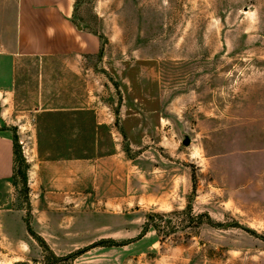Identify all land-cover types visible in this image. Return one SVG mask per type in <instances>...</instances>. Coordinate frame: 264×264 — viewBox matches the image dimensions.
I'll use <instances>...</instances> for the list:
<instances>
[{
	"label": "rangeland",
	"instance_id": "374dc122",
	"mask_svg": "<svg viewBox=\"0 0 264 264\" xmlns=\"http://www.w3.org/2000/svg\"><path fill=\"white\" fill-rule=\"evenodd\" d=\"M73 21L99 52L20 58L0 94L9 264H264V0H76Z\"/></svg>",
	"mask_w": 264,
	"mask_h": 264
},
{
	"label": "crops",
	"instance_id": "0c3cea01",
	"mask_svg": "<svg viewBox=\"0 0 264 264\" xmlns=\"http://www.w3.org/2000/svg\"><path fill=\"white\" fill-rule=\"evenodd\" d=\"M76 0H0V94H9L23 57L96 54L100 38L73 21ZM0 114V264L20 253L27 229L17 207L14 137ZM23 248V249H24ZM24 254V253H23Z\"/></svg>",
	"mask_w": 264,
	"mask_h": 264
},
{
	"label": "trees",
	"instance_id": "16d2710c",
	"mask_svg": "<svg viewBox=\"0 0 264 264\" xmlns=\"http://www.w3.org/2000/svg\"><path fill=\"white\" fill-rule=\"evenodd\" d=\"M14 150H15V156H16V143H15V140H14Z\"/></svg>",
	"mask_w": 264,
	"mask_h": 264
}]
</instances>
